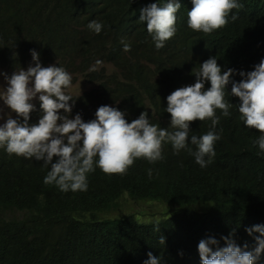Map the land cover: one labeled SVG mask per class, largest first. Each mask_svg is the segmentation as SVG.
I'll return each mask as SVG.
<instances>
[{
    "label": "trees",
    "instance_id": "1",
    "mask_svg": "<svg viewBox=\"0 0 264 264\" xmlns=\"http://www.w3.org/2000/svg\"><path fill=\"white\" fill-rule=\"evenodd\" d=\"M146 1L0 0V59L8 61L15 49L11 32L16 40L23 34L46 49L81 57V73L97 86L80 100L85 111L73 105L71 116L79 113L87 122L99 106L110 105L125 111L128 122L146 111L150 123L172 131L166 97L195 82L193 68L213 56L222 70L246 64L236 69L251 71L260 62L257 45L248 51L250 57L239 54L246 34V48L264 40V0H237L247 26L235 20L204 34L182 23L161 51L153 50L137 28L135 18ZM178 2L193 6L192 0ZM85 18L99 19L102 33L90 30ZM124 44L131 46L130 55ZM93 60L105 62V69L90 66ZM225 91L231 115L216 110L220 119L215 132L221 138L207 167L197 164L187 149L177 154L164 142L163 159L155 163L137 158L124 175L96 167L87 175L86 191L63 192L44 183L50 165L0 148V214L25 212L22 219L0 215V264H143L148 252L159 256L161 264H188L189 247L198 248L208 237L225 246L221 237L233 229L236 243L247 242L250 250L259 233L249 236L245 229L264 224V155L257 154L254 143L259 131L240 119L239 98L230 100L231 84ZM39 104L30 124L42 115ZM190 127L189 136H201L211 130V120H196ZM155 201L161 206L157 218H141L144 209L132 213L125 208L129 202ZM184 251L188 260L180 255ZM255 264H264V253Z\"/></svg>",
    "mask_w": 264,
    "mask_h": 264
},
{
    "label": "clouds",
    "instance_id": "2",
    "mask_svg": "<svg viewBox=\"0 0 264 264\" xmlns=\"http://www.w3.org/2000/svg\"><path fill=\"white\" fill-rule=\"evenodd\" d=\"M192 5L187 8L178 0H163L162 3L148 0L139 15L135 14L137 28L153 50L161 51L182 23L204 34L224 29L235 20L247 26L245 11L237 0H192ZM75 10L80 11V8ZM83 20L90 30L98 35L102 33L103 24L99 19ZM16 37L11 32L10 44L15 46L11 58L8 61L0 59V67L14 70L11 75L0 72L7 82L6 87L0 85L3 88L0 100L16 114V118L7 115L0 123V148L9 155L35 158L43 161L44 166L50 165L44 177L45 184H55L63 192L86 191L87 175L96 167L105 174L124 175L137 158L150 163L163 159L164 142H170L177 154L187 149L197 164L207 167L215 156L214 144L221 138L215 132L220 119L216 110H221L225 117L231 115L232 105L225 99L229 84L230 100L239 98L240 119L246 127L259 131L254 143L260 149L257 154L264 155V40L254 41L246 48V34L241 43L244 49H240L239 57H250L248 51L253 52L254 45L261 54L260 62L251 71L236 69L246 64L222 70L214 56L200 63L199 69L193 68L195 82L175 89L166 97L165 111L170 114L169 127L172 129L169 131L150 123L146 111L128 122L125 111L110 105L99 106L95 118L87 122L79 113L71 116L73 105L84 111L86 108L80 103L84 94L70 93L75 78L84 77L80 71L82 58L46 49L41 41H28L23 34L17 40ZM130 48L124 44L126 55H130ZM104 64L93 60L90 66L100 71L105 69ZM206 82H210L207 89ZM83 83L89 84L85 77ZM38 104L42 115L30 124V115ZM3 119V107H0V120ZM206 119L211 120V130L201 136H189L190 124ZM189 143L196 146L195 151ZM148 175H152V169H148ZM245 231L249 236L259 233L254 236L255 245L250 250L247 242L243 246L236 243L233 229L221 237L225 246H219L216 238L208 237L199 241L198 248L189 247L188 264H255L264 253V224H255ZM160 242L165 244L163 236ZM212 245L217 246L215 250ZM180 255L188 260L185 251ZM147 256L143 264H161L159 256L152 252Z\"/></svg>",
    "mask_w": 264,
    "mask_h": 264
},
{
    "label": "rangeland",
    "instance_id": "3",
    "mask_svg": "<svg viewBox=\"0 0 264 264\" xmlns=\"http://www.w3.org/2000/svg\"><path fill=\"white\" fill-rule=\"evenodd\" d=\"M0 72H4L7 73L8 75H11L14 70L10 69V68H6V67H0ZM84 77L83 76H77L75 78V81L72 83L71 87H70V93L72 95H76V96H82L84 93L96 88V84L94 85H89V84H85L83 83ZM0 85L5 86L7 85V82L4 80L3 76H0ZM3 92V88L0 87V93ZM33 103H35V100L33 101ZM0 107H3V115H4V119L0 120V123H3L4 120L7 119V115H12L13 118H16V114L14 112H11V110L9 108H7V106H5L3 104V101L0 100ZM74 118V117H71ZM125 208L130 211V212H134L135 209L141 210L144 209V211L142 213H140L141 218H143V216H154V218H157L158 213L161 210V206L158 205V202H149V204H147L146 202H139V203H133V202H129L125 205ZM23 211H17V210H12V209H8L5 210L4 212H1V214L3 215H7L9 219H22L24 216ZM0 214V215H1Z\"/></svg>",
    "mask_w": 264,
    "mask_h": 264
},
{
    "label": "bare ground",
    "instance_id": "4",
    "mask_svg": "<svg viewBox=\"0 0 264 264\" xmlns=\"http://www.w3.org/2000/svg\"><path fill=\"white\" fill-rule=\"evenodd\" d=\"M234 106V105H233ZM237 110V109H236Z\"/></svg>",
    "mask_w": 264,
    "mask_h": 264
}]
</instances>
